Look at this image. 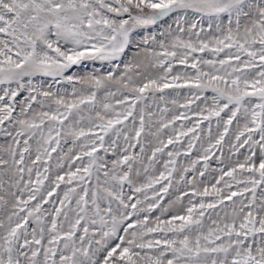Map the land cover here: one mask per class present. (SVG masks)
Returning a JSON list of instances; mask_svg holds the SVG:
<instances>
[{
    "label": "snow or ice",
    "instance_id": "obj_1",
    "mask_svg": "<svg viewBox=\"0 0 264 264\" xmlns=\"http://www.w3.org/2000/svg\"><path fill=\"white\" fill-rule=\"evenodd\" d=\"M0 137V264H264V0H0Z\"/></svg>",
    "mask_w": 264,
    "mask_h": 264
},
{
    "label": "rangeland",
    "instance_id": "obj_2",
    "mask_svg": "<svg viewBox=\"0 0 264 264\" xmlns=\"http://www.w3.org/2000/svg\"><path fill=\"white\" fill-rule=\"evenodd\" d=\"M74 71H79L80 69H73ZM5 143L3 137H0V144ZM215 166V165H214Z\"/></svg>",
    "mask_w": 264,
    "mask_h": 264
}]
</instances>
